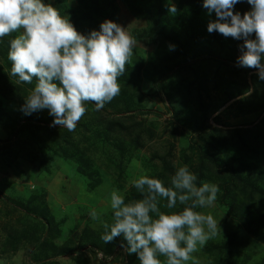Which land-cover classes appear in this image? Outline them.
<instances>
[{
	"label": "rangeland",
	"instance_id": "1",
	"mask_svg": "<svg viewBox=\"0 0 264 264\" xmlns=\"http://www.w3.org/2000/svg\"><path fill=\"white\" fill-rule=\"evenodd\" d=\"M194 1L45 0L83 35L110 20L136 41L118 78L120 94L101 115L86 103L71 132L51 126L47 109L24 114L36 81L10 75L15 33L0 38V264H139L121 247L122 237L101 239L103 223L112 222L110 192L126 202L141 199L134 178L146 174L170 187L181 166L196 175L197 186L219 188L211 206L195 209L213 215L218 234L188 264H264V80L258 69L238 65L243 40L209 33L215 13ZM240 3L234 12L251 10L247 0ZM162 4L165 43L151 33L152 22L131 12V6L155 12ZM173 4L176 13L168 11ZM102 115L120 117L108 122ZM242 190H251L253 200ZM165 204L160 199L158 206L167 212ZM38 238L49 249L37 246Z\"/></svg>",
	"mask_w": 264,
	"mask_h": 264
},
{
	"label": "clouds",
	"instance_id": "2",
	"mask_svg": "<svg viewBox=\"0 0 264 264\" xmlns=\"http://www.w3.org/2000/svg\"><path fill=\"white\" fill-rule=\"evenodd\" d=\"M240 2L203 0L202 7L216 16L207 31L243 40L238 65L258 69L264 80V0H247L251 10L243 15L233 11ZM168 11L176 13L177 8L173 4ZM14 33L7 52L10 75L25 84L36 81L21 110L31 115L47 109L54 117L51 126L70 132L85 115L86 103H94L99 111L120 94L118 78L124 74L136 43L110 20L83 35L45 0H0V38ZM196 181V175L181 166L170 187L146 174L134 178L131 183L141 199L126 202L113 189L109 205L112 222L103 223L101 239L109 243L122 237L126 244L121 247L129 255L136 254L139 264H188L192 254L218 234L213 215L195 209L211 206L219 188L210 183L197 186ZM160 199L166 201L169 211H161ZM178 204L183 207L173 211ZM90 215L98 219L96 211Z\"/></svg>",
	"mask_w": 264,
	"mask_h": 264
},
{
	"label": "trees",
	"instance_id": "3",
	"mask_svg": "<svg viewBox=\"0 0 264 264\" xmlns=\"http://www.w3.org/2000/svg\"><path fill=\"white\" fill-rule=\"evenodd\" d=\"M80 2H82V0H79ZM199 2V0H195L193 3L194 5H197ZM242 4L241 3H238V6L240 7H243L241 6ZM163 4L158 8L156 9L155 12H152V11H149V10H141V9H136V8H133L131 6V12L134 14V15H137V16H141L142 18H144L148 23L152 22L153 25L151 24V33H155L157 35L161 34L162 35V40L161 41H164V43L170 38V35L168 33V31H164L163 29H161V24L159 23V16L160 14L162 13V11H164V9L162 8ZM240 11L242 10V8L239 9ZM193 35L191 34L190 37H192ZM190 39H186L185 41V45H184V48H187L186 50H182L181 52L184 54V55H187V51L190 50V46H189V43H190ZM95 110V109H94ZM96 111V110H95ZM99 113V111H98ZM100 114V113H99ZM101 115V114H100ZM124 116V115H122ZM103 119H105L106 121L108 122H115V120L120 117V116H111V117H105L103 116ZM115 126V124H114ZM109 128H113V127H109ZM247 183V182H246ZM248 192V193H247ZM245 193V194H244ZM242 194L243 195V198H246L247 201L249 202L250 200H253V192L250 190V191H246V190H242ZM263 196V195H262ZM233 197H236V195H234ZM247 206V205H246ZM29 210L33 211V209L27 207ZM45 221V220H44ZM49 221V219H47V222ZM46 221L44 223H42V229H46L47 230V233L51 230V224H52V220H50L48 223ZM41 224V223H40ZM36 243H38L37 246H43L45 249H49V245H47V241L44 240V241H40V238L37 239ZM62 250V248H59V249H54V252L55 251H60Z\"/></svg>",
	"mask_w": 264,
	"mask_h": 264
}]
</instances>
